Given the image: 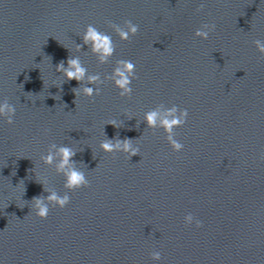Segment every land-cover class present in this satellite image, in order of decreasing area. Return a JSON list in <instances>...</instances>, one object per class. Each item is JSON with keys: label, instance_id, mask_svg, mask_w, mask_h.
<instances>
[{"label": "water", "instance_id": "1", "mask_svg": "<svg viewBox=\"0 0 264 264\" xmlns=\"http://www.w3.org/2000/svg\"><path fill=\"white\" fill-rule=\"evenodd\" d=\"M124 20L138 31L121 41L107 22ZM205 23L214 28L201 39L194 31ZM87 24L112 35L109 62L98 64L87 45L75 50ZM256 39L264 41V0H0V99L16 107L11 124L0 121L4 264H264ZM70 54L102 80L115 60L133 61L131 94L104 80L99 94L76 96L79 82L55 71ZM158 104L188 110L174 129L178 152L143 120ZM117 137L133 139L139 154L99 149ZM50 143L76 150L86 186L65 189L42 162ZM41 180L70 196L45 218L31 211L32 197L47 195ZM189 212L200 226L184 223Z\"/></svg>", "mask_w": 264, "mask_h": 264}, {"label": "clouds", "instance_id": "2", "mask_svg": "<svg viewBox=\"0 0 264 264\" xmlns=\"http://www.w3.org/2000/svg\"><path fill=\"white\" fill-rule=\"evenodd\" d=\"M202 7V5H200ZM112 31L119 37L121 41H126L130 36L138 31V25L131 20H124L123 25L107 22ZM214 28L213 24H202L196 28L194 35L201 39H207L209 33ZM82 44H75V50H80L82 45H87L90 51L95 55L98 64L109 62L115 51V45L112 35L101 31L93 24H87L83 32L80 34ZM256 50L264 55V41L256 39L253 41ZM67 48V46L64 45ZM55 71L62 74L64 79H75L79 85L73 89L77 96L83 95L91 97L94 94H99L100 87L104 80H110L112 86L118 90V95L121 97L129 96L132 92V80L135 77V64L129 59H117L114 62L112 70L101 79L99 72H89L81 62L78 55L70 54L66 61L61 60L55 65ZM16 112L14 104L9 103L7 98L0 99V121L11 124ZM188 110L186 108H178L177 105L165 107L163 104H158L155 107L143 113V120L147 128H159L165 134V140L173 151H180L184 145L175 138L174 129L182 126L186 122ZM131 118V117H130ZM114 127H119V123L115 119L106 122ZM131 138H104L99 142V149L106 153L122 152L126 153L128 158L139 154V149L133 144ZM75 149L68 144L50 143L47 151L41 156V160L46 165H54L55 171L62 174L64 177L63 187L69 191L86 186L88 180L85 172L77 166V162L72 159L75 155ZM38 181V180H37ZM43 185L44 192L47 195L33 196L31 199V211L35 216L45 218L49 211L50 205L63 208L70 200L68 191L59 194L56 190L46 187L44 181H39ZM184 223L195 224L200 226L201 221L196 219L192 213H187L183 217ZM150 257L153 261L161 259V253L158 250L150 252ZM0 264H4L0 259Z\"/></svg>", "mask_w": 264, "mask_h": 264}]
</instances>
